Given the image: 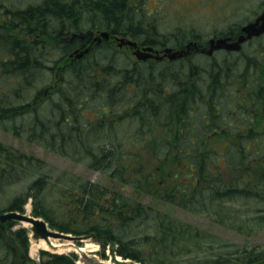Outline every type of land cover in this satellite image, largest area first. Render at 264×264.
Instances as JSON below:
<instances>
[{
  "label": "trees",
  "instance_id": "obj_1",
  "mask_svg": "<svg viewBox=\"0 0 264 264\" xmlns=\"http://www.w3.org/2000/svg\"><path fill=\"white\" fill-rule=\"evenodd\" d=\"M147 1L38 0L15 9L0 2L1 131L120 184L59 170L0 139V212H24L31 199L52 228L93 233L104 258L110 245L140 264H264V246L235 248L161 208L204 214L243 235L264 230V35L240 52L194 51L199 61L121 63L111 41L78 60L48 61L85 48L93 30L156 48L207 43L200 26L173 21L192 0L166 16V0L153 9ZM197 3L216 12L211 35L236 38L264 0ZM218 136L219 150L210 144ZM15 223L0 222V264H80L75 253L31 257L29 232L11 230Z\"/></svg>",
  "mask_w": 264,
  "mask_h": 264
},
{
  "label": "rangeland",
  "instance_id": "obj_2",
  "mask_svg": "<svg viewBox=\"0 0 264 264\" xmlns=\"http://www.w3.org/2000/svg\"><path fill=\"white\" fill-rule=\"evenodd\" d=\"M38 0H0L1 3H3L7 7H11V9L15 8H24L29 3H35ZM159 0H148V5L151 9L157 6ZM184 1H191V0H169V2H165V5L163 7V16H166L168 13H171L172 15L180 13V11L175 10V8L182 4ZM201 1V0H200ZM259 0H256L258 3ZM198 0H192L193 7L186 10L185 8H181L182 15L181 19L175 18L173 21H177L178 23H183L187 25H195L198 29L199 26L202 29V32L207 35V37L211 36L212 34V27L215 25H219V21H212L211 17L216 16V12L213 11V13H202V7L199 8L197 3ZM254 0V4L256 3ZM223 4V3H222ZM189 6V5H187ZM216 10H218L219 5L213 6ZM244 14H247L246 11H243ZM242 16V14H241ZM243 17V16H242ZM4 16L0 17L1 19H4ZM200 30V29H199ZM97 30H93V33H96ZM113 42V41H112ZM102 44H105L104 42ZM109 45H112L115 48V51L117 52V57L119 58L117 61H141L136 58V56L132 53L130 48L127 47H119L117 46L116 42H113V44L108 43ZM247 45V44H245ZM245 47V46H244ZM95 49V48H94ZM94 49L88 53L87 55L93 54ZM56 58V57H55ZM78 60V59H74ZM70 60L68 56H61V59H58V61H74ZM144 61V60H143ZM146 61H182V58H178L175 60H169L168 58L163 60H155L154 58H149ZM0 139H5L7 142H10L12 144L18 145L23 149L28 150L29 152H33L38 157H41L45 160H48L51 164L57 166V169L63 170V169H72L78 173H82L88 177H90L95 182H100L103 184L108 185L111 188H115L119 186L117 180L113 179L111 176L104 172H100L94 169L85 168L84 166L80 164H76L67 157L59 156L57 154H54L51 151L44 150L41 148H38L36 145L32 143H27L23 139H19L17 137H13L10 134H6L0 129ZM223 138H215L212 143H210L214 148L219 150V146L223 145L224 141ZM28 182V181H27ZM26 181H23L20 183L21 186H25ZM30 204V202L28 203ZM31 206V204H30ZM161 208L169 213H171L173 216H176L180 219H183L185 221H188L196 226H199L203 229H207L210 231L215 232L218 236H221L223 241H226L230 243V245L240 248H246L249 250H260L264 246V231L254 234V235H243L240 233H237L235 231H229L223 227H220L216 222H214L210 217L204 215V214H197L193 213L188 210H184L176 205H168L163 204ZM32 209V207H31ZM16 226L18 228L20 227H26L27 231H29V254L31 257L39 260L41 257V251L49 250L53 252L58 253H75L78 257V262L80 264H139L131 259H125L123 257L118 258L116 254H113L110 249H106L105 253L107 255L106 258L102 256V247L100 243L94 238L89 237L86 239H83L79 242H73V248L72 249H65V250H58V249H45V248H39V249H31V238L32 234H30L29 228L24 225V223L16 222Z\"/></svg>",
  "mask_w": 264,
  "mask_h": 264
},
{
  "label": "water",
  "instance_id": "obj_3",
  "mask_svg": "<svg viewBox=\"0 0 264 264\" xmlns=\"http://www.w3.org/2000/svg\"><path fill=\"white\" fill-rule=\"evenodd\" d=\"M262 34H264V6L253 20L242 25L241 33L235 39H233L231 36L212 37L208 40L207 47L201 48L200 50L207 55H211L216 50L220 49L239 51L245 42L251 40L253 37H257ZM103 38L109 39L110 33L105 30L100 31V33L94 37V41L99 43ZM114 38L115 40H117L120 47L124 45L131 47L133 49V54L140 60H145L151 57H154L156 59H162L163 57H168L169 59H177L183 57L186 53H188L192 46H194L196 49L199 48L198 46H196L197 44L195 41H191L184 49L176 50L168 47L163 50V53H160L158 49H155L153 46L140 47L135 40L128 37L114 36ZM90 49L91 46H88L83 50L77 49L73 53H71V56L74 55L76 58H81L86 53H88ZM0 218L3 221L12 219L19 222L30 223L32 225L34 238L82 240L93 235L91 234L89 236H81L60 232L56 229L51 228L44 218L35 216L32 213L29 214L27 212L10 210L1 213Z\"/></svg>",
  "mask_w": 264,
  "mask_h": 264
},
{
  "label": "bare ground",
  "instance_id": "obj_4",
  "mask_svg": "<svg viewBox=\"0 0 264 264\" xmlns=\"http://www.w3.org/2000/svg\"><path fill=\"white\" fill-rule=\"evenodd\" d=\"M261 10V9H260ZM259 10V11H260ZM259 13V12H258ZM240 33H241V31H240ZM239 33V34H240ZM238 34V35H239ZM237 35V36H238ZM212 37H216V36H214V35H211V36H209V37H207L206 38V41L208 42V40L210 39V38H212ZM232 37V36H231ZM233 38V37H232ZM192 41H195L196 42V46H198L199 48H197V49H195V50H189V52L188 53H186V55L183 57L184 58V60L185 61H199L198 60V56L196 57V55H195V52L197 53V54H199V53H203L200 49L201 48H206L207 47V43H205L204 42V44H201V43H199V42H202V41H204V40H200V39H198V40H192ZM189 42H191V41H188V42H185V44L183 45V46H179V47H177V49H176V47H174V46H172V45H170V44H167V45H164V46H161L160 48H158L159 50V52H161V51H163L165 48H168V47H170V48H173V49H176V50H181V49H184V48H186L187 47V44L189 43ZM248 42V41H247ZM246 42V43H247ZM245 43V44H246ZM244 44V45H245ZM244 45L242 46V48L239 50V51H236V52H240L242 49H243V47H244ZM152 46V45H151ZM195 51V52H194ZM74 51H72V52H70L69 54H68V56L70 57V58H73V59H76V57L73 55V56H71V53H73ZM203 54H205V53H203ZM214 54H216V52H214L213 54H211L210 56H212V55H214ZM207 55V54H206ZM58 59H59V57H56V58H52V59H50V60H48V61H58ZM158 60H160V59H158ZM101 92H106L107 91V87H106V85H105V87H103V88H101V90H100ZM33 99H31V100H25V103H29V101L31 102ZM30 107V106H29ZM26 210H27V212L28 213H30L31 212V206H30V204H27V208H26ZM4 212V211H3ZM3 212H0V214L1 213H3ZM41 217V216H40ZM43 218V217H42ZM45 219V218H44ZM7 221H10V220H6V221H3V220H1V218H0V222L1 223H6ZM11 221H15L16 222V220H12L11 219ZM24 225H26L29 229H31V224L30 223H25ZM18 228V226H16V223L14 224V226L13 227H11V230H14V229H17ZM262 231H264V230H262ZM262 231H260V232H262ZM60 232H63V231H60ZM260 232H258V233H260ZM65 233H69V232H65ZM31 234V233H30ZM257 234V233H256ZM254 235V234H253ZM73 242L72 241H70V240H67V239H59V238H50V239H45V238H39V239H34L33 237L31 238V249H39V248H45V249H58V250H65V249H72L73 248ZM102 247V246H101ZM106 249H110V251H111V247H110V245H108L107 247H106ZM106 249H105V251H106ZM118 256V258H120V257H122V256H120V255H117ZM127 259H130V258H127ZM135 262H137V261H135ZM137 263H139V262H137ZM140 264V263H139Z\"/></svg>",
  "mask_w": 264,
  "mask_h": 264
}]
</instances>
